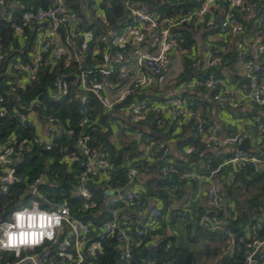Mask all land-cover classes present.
Returning a JSON list of instances; mask_svg holds the SVG:
<instances>
[{
    "label": "built area",
    "instance_id": "built-area-1",
    "mask_svg": "<svg viewBox=\"0 0 264 264\" xmlns=\"http://www.w3.org/2000/svg\"><path fill=\"white\" fill-rule=\"evenodd\" d=\"M52 1L50 7L33 9L16 0H0V17L11 24L20 44L26 45L33 37L25 59L21 54L4 58L0 54V67L7 62V69L12 71L13 81L9 85L13 91L35 81L43 62L54 67L65 60L68 67L73 61L80 71L78 95L84 101L87 95H92L97 102L95 111L99 112L94 120H81L78 132L50 114L43 101L36 98L25 105L23 100L16 99L14 122L31 130V136L12 135L0 142V194L8 196L24 182L14 166L32 147L46 152L59 149L73 182H67L69 192L64 197L66 193L57 192L56 184L46 174L27 181L28 194L21 200H27L23 207L12 208L0 216V264L4 261L1 254L15 257L14 262L5 261L6 264H102L104 244L111 240L116 243L119 264H155L144 253L159 244L162 235L156 231L161 219L169 221L170 209L178 220H193L194 204L201 196L206 207L200 223L216 226L218 221L211 212L223 208L224 183L236 184L238 174L247 168L252 174L264 172V0H189L192 6L179 7L170 16L154 11L143 1H126L132 18L122 31L114 33V43H109L103 52L104 61L97 62L94 69L88 68L82 55L93 39L92 33L85 34L81 53L74 50L76 43L71 37L82 19L69 3L79 2L88 14L95 8V15L104 18L103 0ZM63 27H68L65 40L61 34ZM188 33L195 43L188 44ZM194 33L202 37V42H198ZM133 35L145 37L148 50L131 52ZM177 52L197 68L180 82V74L176 79L167 74L171 71L172 55ZM100 53L96 49L94 55ZM224 69L235 70L241 76L240 87L229 83ZM154 86L166 87V94L154 98ZM66 93L67 87L58 83L50 95L60 100ZM8 101H4L0 91V117L8 109L2 102ZM215 102L236 111L258 107L262 117L250 124L255 127L262 148L256 152L239 149L249 138L244 131L248 120L241 124L236 137L223 138L221 122H224L212 117L214 108L210 104ZM155 115L160 118L156 127L165 130L163 133L149 130ZM101 116L110 122L106 132L111 131V145L119 144L122 138L131 141L134 154L125 161L126 187L104 184L112 181L115 170L112 154L106 145L95 144L91 131L87 130L88 126L100 125ZM172 130H175L172 140L168 141L167 133ZM149 132L163 138V142L149 139L146 134ZM190 137L192 143L185 146L188 154L198 149L197 144L204 150L202 154L210 152L225 159L217 168L210 163L201 169L180 168L171 157L172 144ZM61 141H69L73 150L59 146ZM225 168L230 171L223 182L220 175ZM153 177L172 185L166 214L158 204L151 205L155 198L148 189L135 191L128 186ZM92 184L101 189L99 199L93 192L98 187ZM43 185L49 187L51 197L41 191ZM187 185H194L196 196L187 194ZM61 196L63 199H57ZM29 203L31 207L27 206ZM49 232L52 239L46 235ZM25 237L41 242L24 244ZM145 240H149L147 246ZM235 247L231 238L223 251L233 257ZM137 254L143 258L138 259ZM243 264H264V239L248 246Z\"/></svg>",
    "mask_w": 264,
    "mask_h": 264
},
{
    "label": "trees",
    "instance_id": "trees-1",
    "mask_svg": "<svg viewBox=\"0 0 264 264\" xmlns=\"http://www.w3.org/2000/svg\"><path fill=\"white\" fill-rule=\"evenodd\" d=\"M16 1L33 9L40 6L47 8L53 3L52 0ZM126 1L131 0H103L101 9L104 12L105 19L95 15V8H93L91 14H88L86 10L81 9L82 4L79 2L69 3V6H71L76 16L82 19L77 32L71 37L76 43L75 52L81 53L85 41V34L92 33L93 35V39L87 43L86 51L82 53L89 69H94L97 62L101 63L104 61L103 52L114 37V33L122 31L130 22L132 15L125 7ZM132 1H143L147 5H150L154 11L165 16H170L179 7L192 6L188 2L189 0ZM93 4L94 2L92 1L89 7L92 8ZM17 15L19 17L20 13L18 12ZM67 29L68 27L61 28V34L64 40L66 39ZM187 36L188 44L196 42L192 35L188 33ZM32 39L26 45L22 46L11 24L6 23L0 17V54L3 55V58L21 54L25 59L31 50ZM96 49L101 51L97 56L94 55ZM185 65L184 72H181L183 74L180 73L178 77L179 82L190 76L188 71H197V68L193 67L190 62H186ZM6 66L7 62H3L0 67V91L2 92L4 101L9 99L7 104L2 102L8 109L7 113L0 117V142L5 141L7 137L9 138L12 135L16 137L22 136L23 138L31 136V130L23 129L14 122L15 113L13 106L17 105V98L23 100L25 105L36 98L38 101H43L44 106L47 107L50 114H53L65 127L75 128L78 132L81 129L78 126L81 120L93 119L97 116L99 111H95L97 110L95 98L92 95H87V99L84 101L78 95L80 91V83L78 81L80 71H78V65L73 61L68 67L65 65V60L60 61L54 67L47 62H43L35 81L28 84L24 89L16 88L13 91L10 90L9 85V82L13 81L11 76L12 71L8 70ZM60 74H64V77H61ZM59 76L61 77L60 81L58 80ZM91 79H93V75ZM58 83H60L62 88L67 87V93L62 99L54 100L50 94L52 87L57 88ZM210 105L213 107L212 104ZM82 111L88 114L85 115ZM158 119L160 118L155 115L153 123L149 127V130L151 129L150 132L156 131L163 133L165 131L159 130L156 127V120ZM99 121L100 125L88 126L87 130L89 132L91 131L95 144L106 145L112 154V162L115 165V170L112 174V181L104 184L112 185L116 188L126 187L127 167L125 156L129 153L134 154V150L131 149L130 144L127 147L123 146L121 149L111 145L109 142L111 131L108 129L106 132V129L110 127V122L104 116H101ZM175 130L167 133L168 141L172 140L171 134ZM150 132L146 133L149 139L163 142V138L150 134ZM192 140L191 137L183 140L180 147L192 143ZM59 146L69 147L73 150L69 141H61L59 142ZM196 146L201 152L204 151L197 144ZM31 150L30 152H24L22 160L14 166L16 172L24 177V182L8 196L0 194V216H4L12 208L24 205L23 203L27 200L24 202L21 200L28 194L27 181H33L42 174H46L56 184L57 192L66 193L64 197H68L69 187L63 181L66 180V183L73 182V179L70 175L69 166L62 160L59 149L56 148L51 152H46L40 148L32 147ZM205 155L202 158L203 164L210 163L213 168H217L222 160L225 159L223 156L215 157L211 153ZM171 157L175 159L173 153ZM190 158L188 157L185 163L178 158L175 160L180 168L197 167L196 162L191 161ZM76 167L82 170L79 166L76 165ZM229 171V168H225L221 172L220 177L224 181ZM237 180L236 184L224 183L227 203L223 205L221 210L211 212V216L218 221L216 226L200 223L204 209L196 212V218L193 220L182 221L176 218L173 210L170 209V204L168 207L165 205L170 209L172 214L169 221L165 219L160 220L159 229L156 233L162 235V238L158 245L150 249L148 254H145V257L151 258L155 261V264H210L213 261H215V264H243L244 252L248 246L255 240L264 239V172L252 174L251 169L247 168L238 174ZM146 186L149 194L153 197L160 196L166 200L171 196L170 191L172 190V185L167 181L161 182L158 180V177L146 182ZM92 187H98V189L93 188V192L96 199H99L101 195L99 185L93 186L92 184ZM40 189L46 196L51 197L50 191H47L49 189L47 185L41 186ZM57 199H63V196ZM44 206L47 207L46 205ZM167 208L162 207L165 214L168 212ZM178 224L181 228H177ZM231 238L236 243L233 257L226 255L225 251H223V248L227 246ZM148 242L149 240H145L144 245L147 246ZM115 246L116 243L113 240L105 242V254L101 258L102 264H119ZM142 256V254H137L138 259L143 258ZM12 257L15 261V257ZM2 264H6L5 259Z\"/></svg>",
    "mask_w": 264,
    "mask_h": 264
},
{
    "label": "crops",
    "instance_id": "crops-1",
    "mask_svg": "<svg viewBox=\"0 0 264 264\" xmlns=\"http://www.w3.org/2000/svg\"><path fill=\"white\" fill-rule=\"evenodd\" d=\"M195 34V33H194ZM196 39L198 40V42H202V37L197 36V34H195ZM112 44L114 43V40L110 41ZM130 44H133V51H139L142 52L144 50H148V41L147 39L144 37V39H142L139 35H133L131 38V42ZM201 50L205 51V47L201 46ZM189 61L187 59H185V56L182 53H173L172 55V59H171V71H169L167 74L169 76H172L171 78L176 79L177 76L181 73V71L184 72L185 70V63ZM188 74H193L194 72L188 71ZM225 78L228 79L230 82V84H232L234 87H240L242 84V78L240 75H238V73H236L235 70L227 71L226 69H224L223 71ZM183 74V73H182ZM186 74V73H185ZM187 77V76H186ZM166 94V87H161V88H155V86L153 87L152 90V96L155 98V96L158 98L160 96H164ZM162 101V100H159ZM217 104V106H214L213 104V114L212 117L213 119H215L216 121H220L221 120L224 122L222 124V130H221V134L223 136V138H233L236 137L238 134H240L239 132V128L241 126V124H243L244 122H246V126L244 128L245 134H247L249 136V138L246 140V142L244 143L245 145V149L246 151L249 150L251 152H256L258 151L260 148H262L263 143L259 140V138L257 137L256 134V129L254 126H252V124H250L252 121H255L258 118H261V112L259 110L258 107H252L251 109H247L245 111H236L234 108L230 107V106H223L217 102H215ZM240 112V113H239ZM181 139V138H180ZM183 140H179V141H174L172 144V153L175 157V159H181L184 161V163L187 161L188 157H191L190 160L196 162V166L198 168H202L204 166L203 164V159L204 156H206L205 154L210 153V152H206L205 154H202L201 151L199 149L193 151L191 154H188L185 150V146L180 147V144L183 143ZM131 145V141H129L128 139H121V141L119 142V144L115 145L118 147V149L123 148V146L127 147L128 145ZM179 144V145H178ZM175 148V149H174ZM132 153H129L128 155L125 156V161L127 159V157L129 155H131ZM213 155V154H211ZM214 156V155H213ZM217 157V156H215ZM111 161H113V159L111 158ZM223 161V160H222ZM157 178V177H153L150 180ZM220 179L224 182V179H222L220 177ZM147 180L146 182L150 181ZM146 182L142 183L141 181H134L132 183H130L128 186L130 188H132L135 191H140L142 188L148 189L146 186ZM93 186H95V184H93ZM126 186H127V182H126ZM197 193V189L194 187V185H187V194L188 195H195L196 196ZM155 200L151 202V205H156L158 204L161 207H165L167 208L168 205L171 203L170 199H162L160 196L158 197H154ZM167 201V202H166ZM167 207H166V206ZM195 205V211L198 212L200 209H204L206 207V202L203 198L198 197L197 203L194 204Z\"/></svg>",
    "mask_w": 264,
    "mask_h": 264
},
{
    "label": "rangeland",
    "instance_id": "rangeland-1",
    "mask_svg": "<svg viewBox=\"0 0 264 264\" xmlns=\"http://www.w3.org/2000/svg\"><path fill=\"white\" fill-rule=\"evenodd\" d=\"M169 77H170V79H173V78H171L172 76H169ZM27 206L31 207L32 204L29 203ZM21 207H23V205H19L16 209L21 208ZM177 228H181V226L178 224ZM1 256H3V258L5 259L6 262L14 261V259L11 255L1 254ZM210 264H215V261L211 262Z\"/></svg>",
    "mask_w": 264,
    "mask_h": 264
},
{
    "label": "clouds",
    "instance_id": "clouds-1",
    "mask_svg": "<svg viewBox=\"0 0 264 264\" xmlns=\"http://www.w3.org/2000/svg\"><path fill=\"white\" fill-rule=\"evenodd\" d=\"M46 235L48 236V239H52V234L50 232L46 233ZM42 238H43V234L41 236V239ZM40 242H41L40 240H30L27 237H25V239L22 241V243H24V244H37V243H40Z\"/></svg>",
    "mask_w": 264,
    "mask_h": 264
},
{
    "label": "water",
    "instance_id": "water-1",
    "mask_svg": "<svg viewBox=\"0 0 264 264\" xmlns=\"http://www.w3.org/2000/svg\"><path fill=\"white\" fill-rule=\"evenodd\" d=\"M213 105H214V106H217L216 103H214ZM239 149L246 150V149H245V145L243 144L242 146L239 147ZM63 182H64V184H67L65 180H64ZM67 186H69V185L67 184ZM223 194H224V195H223V203L226 204V203H227V197H226V195H225V194H226V189H225V188H223ZM147 252H148V250L146 249L144 254H146Z\"/></svg>",
    "mask_w": 264,
    "mask_h": 264
}]
</instances>
